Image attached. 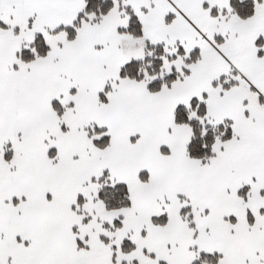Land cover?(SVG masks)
<instances>
[{
  "label": "snow or ice",
  "instance_id": "obj_1",
  "mask_svg": "<svg viewBox=\"0 0 264 264\" xmlns=\"http://www.w3.org/2000/svg\"><path fill=\"white\" fill-rule=\"evenodd\" d=\"M0 264H264V0H0Z\"/></svg>",
  "mask_w": 264,
  "mask_h": 264
}]
</instances>
